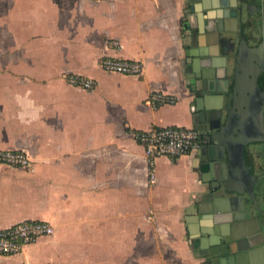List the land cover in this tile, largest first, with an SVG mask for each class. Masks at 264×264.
I'll use <instances>...</instances> for the list:
<instances>
[{"label":"crops","instance_id":"obj_1","mask_svg":"<svg viewBox=\"0 0 264 264\" xmlns=\"http://www.w3.org/2000/svg\"><path fill=\"white\" fill-rule=\"evenodd\" d=\"M208 2L0 0V149L30 158L27 167L0 164V229L26 220L53 227L20 252L0 254V264H200L196 156L157 157L150 183L134 133L191 126L186 32ZM249 33H237L235 52L241 38L254 44ZM104 57L142 68L107 71ZM68 73L95 86L75 87ZM153 91L176 101L153 108ZM257 154L263 160L261 145Z\"/></svg>","mask_w":264,"mask_h":264},{"label":"water","instance_id":"obj_2","mask_svg":"<svg viewBox=\"0 0 264 264\" xmlns=\"http://www.w3.org/2000/svg\"><path fill=\"white\" fill-rule=\"evenodd\" d=\"M200 1L209 2L186 32L182 63L203 188L193 204L194 250L200 264H264V158L257 154L264 150V0ZM245 29L254 44L241 38L235 52Z\"/></svg>","mask_w":264,"mask_h":264},{"label":"built area","instance_id":"obj_3","mask_svg":"<svg viewBox=\"0 0 264 264\" xmlns=\"http://www.w3.org/2000/svg\"><path fill=\"white\" fill-rule=\"evenodd\" d=\"M113 44L118 45L116 41ZM100 65L107 71L128 74H137L142 68L139 61L118 57H104ZM66 81L82 89H92L95 86L93 79L75 73L68 74ZM175 101V95L161 91H153L146 98V103L153 108L163 104H173ZM134 135L143 146L150 183L155 182L154 163L157 157L177 158L192 153L199 146L198 132L191 126H153L139 130ZM0 164L27 167L30 164V158L23 150L0 149ZM52 232V225L44 220L21 221L8 228L0 229V254L18 253L25 245Z\"/></svg>","mask_w":264,"mask_h":264},{"label":"rangeland","instance_id":"obj_4","mask_svg":"<svg viewBox=\"0 0 264 264\" xmlns=\"http://www.w3.org/2000/svg\"><path fill=\"white\" fill-rule=\"evenodd\" d=\"M101 60H102V58H101ZM101 60H100V62H101ZM68 74H72V73H68ZM68 74H66L65 75V79H66V76L68 75ZM75 74H79V73H75ZM79 75H82V74H79ZM87 77V76H86ZM76 87V86H75ZM79 88V87H78ZM82 89V88H81Z\"/></svg>","mask_w":264,"mask_h":264}]
</instances>
